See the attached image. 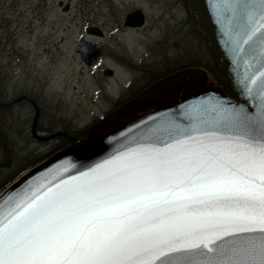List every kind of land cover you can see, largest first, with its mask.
Listing matches in <instances>:
<instances>
[{
    "label": "snow or ice",
    "instance_id": "6c2138e0",
    "mask_svg": "<svg viewBox=\"0 0 264 264\" xmlns=\"http://www.w3.org/2000/svg\"><path fill=\"white\" fill-rule=\"evenodd\" d=\"M229 10L239 43L264 46V0ZM217 114L0 199V264H264V112Z\"/></svg>",
    "mask_w": 264,
    "mask_h": 264
},
{
    "label": "rangeland",
    "instance_id": "374dc122",
    "mask_svg": "<svg viewBox=\"0 0 264 264\" xmlns=\"http://www.w3.org/2000/svg\"><path fill=\"white\" fill-rule=\"evenodd\" d=\"M165 2L0 0V189L28 164L45 158L41 154L53 143L32 137V102L39 109L37 121L41 129L50 130V134L62 130L74 137L101 118L103 110L109 107L101 100L99 76L74 51L76 38L85 25L104 24L106 30H111L112 19H119L133 6H143L149 12V27L154 15L163 11ZM67 4L68 10H64ZM160 24L166 23L162 20ZM140 35L126 40L129 54L136 59L143 52L138 47ZM203 36L196 44L201 62L205 63L209 43ZM182 39L185 53L190 52L193 40L188 32H184ZM166 51L173 54L178 49L167 46Z\"/></svg>",
    "mask_w": 264,
    "mask_h": 264
},
{
    "label": "water",
    "instance_id": "95a60500",
    "mask_svg": "<svg viewBox=\"0 0 264 264\" xmlns=\"http://www.w3.org/2000/svg\"><path fill=\"white\" fill-rule=\"evenodd\" d=\"M230 2L189 0L200 30L210 44L232 94L210 79L202 67H186L173 72L88 125L80 138L23 171L0 191V199L16 197L35 190L40 184L87 171L135 141L147 139L150 133L166 138V130L176 126L189 130L211 127L218 119L221 107L244 110L248 115L259 118L264 112V100L258 94L261 81L257 80L256 85L250 81L264 71V46L252 42L239 43L240 17L229 10ZM59 5H62L61 1ZM68 7L67 4L63 9L68 10ZM143 18L142 11L137 9L126 15V24L141 25ZM87 32H98V27L91 26ZM76 51L86 65L93 64L99 55L95 44L82 36L77 40ZM32 104L35 113L31 133L38 140L54 138L58 133L37 134L39 109L35 102ZM66 166H70L67 172L64 171ZM184 255L173 257L176 264H181Z\"/></svg>",
    "mask_w": 264,
    "mask_h": 264
},
{
    "label": "flooded vegetation",
    "instance_id": "af4514ba",
    "mask_svg": "<svg viewBox=\"0 0 264 264\" xmlns=\"http://www.w3.org/2000/svg\"><path fill=\"white\" fill-rule=\"evenodd\" d=\"M137 9L143 13V23L141 25L126 24V15ZM162 9L160 15H154V17L151 15L153 19L149 27L147 26L150 19L149 12L143 6H133L126 10L119 19H112L113 27L111 30H106L104 24L89 23L77 36L74 51L79 59L80 55L77 53L76 47L80 36L95 44L99 49V55L93 64L82 63L99 76L101 100L109 104V107L103 110L101 117L173 72L186 67H202L211 75L212 72L220 69L209 44L206 62H201L200 51L196 42L200 40L202 32L197 17L190 8L189 0H166ZM162 20L166 24H160ZM91 26L98 27V32L88 33L87 29ZM144 31L146 32L144 33ZM184 32H188L193 40L192 50L188 53H185L184 47L182 48ZM112 34L116 35L113 36ZM134 35L141 36L138 47H141L143 51L137 59L129 54L126 46V40H130ZM167 46L178 49V51L167 54ZM36 131L38 134L43 132L44 135H50V130L41 129L38 121ZM53 133L58 134L54 138L41 140L47 142L53 140V143L49 144L47 151L40 157L45 156L46 158L51 153L81 137H74V135L62 130H57L51 134ZM32 137L37 138L33 134Z\"/></svg>",
    "mask_w": 264,
    "mask_h": 264
},
{
    "label": "trees",
    "instance_id": "16d2710c",
    "mask_svg": "<svg viewBox=\"0 0 264 264\" xmlns=\"http://www.w3.org/2000/svg\"><path fill=\"white\" fill-rule=\"evenodd\" d=\"M210 73H211V72H210ZM211 75H212V79H213L217 84L222 85L223 88H224L226 91H228L230 94H232V90L230 89V87H229V85H228V83H227L226 77H225L224 73H223L220 69H218V71L212 72ZM82 135H83V130L80 131V133L78 134V137H79V136H82ZM37 162H39V161L37 160ZM37 162H36V163H37ZM36 163H34V164H36ZM34 164H31V165L28 164V166H26V167L24 168L23 171H25L26 169H28L29 167H31V166L34 165ZM23 171H22V172H23ZM22 172H21V173H22ZM21 173H20V174H21ZM20 174H19V175H20ZM19 175H17V176H19ZM17 176H16V177H17ZM16 177L12 178V180H10V181H9V180H6V181L3 183L2 188L0 189V191H1L3 188H5L9 183H11Z\"/></svg>",
    "mask_w": 264,
    "mask_h": 264
}]
</instances>
